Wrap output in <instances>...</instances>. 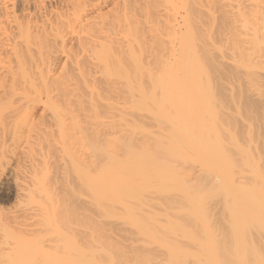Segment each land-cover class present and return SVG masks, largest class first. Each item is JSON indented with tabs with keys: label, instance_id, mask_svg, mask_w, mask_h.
I'll return each mask as SVG.
<instances>
[{
	"label": "rangeland",
	"instance_id": "374dc122",
	"mask_svg": "<svg viewBox=\"0 0 264 264\" xmlns=\"http://www.w3.org/2000/svg\"><path fill=\"white\" fill-rule=\"evenodd\" d=\"M214 3L165 51L146 33L129 78L95 66L98 92L62 97L57 54L48 97L1 75L0 264H264V31L241 41Z\"/></svg>",
	"mask_w": 264,
	"mask_h": 264
},
{
	"label": "bare ground",
	"instance_id": "6f19581e",
	"mask_svg": "<svg viewBox=\"0 0 264 264\" xmlns=\"http://www.w3.org/2000/svg\"><path fill=\"white\" fill-rule=\"evenodd\" d=\"M15 1L16 0H0L1 85L3 82L1 79H4L6 76L9 77L7 74L11 75L10 77L12 80L20 74L26 81L20 77L18 81L22 79V83L23 81L24 83L26 82L25 84H28V87L31 88L27 87L30 92H34L38 77L40 78L38 81H41V83L40 86H37L38 89H36L47 91L45 90V88H47L45 83H47L48 80L46 78L49 76L52 78L50 73L52 74L53 68L55 67L53 66L55 65L54 62L56 60L55 56L59 55V58L64 59V61L68 60L72 62L71 65L73 66L71 68L74 67V69L71 70V73L74 71L72 73L74 77L70 74V78L67 79V75L66 78H63V81H61L60 76L58 78V74H56V79H60V82H63L64 84H61L58 81L59 85L57 82L54 84V82V85L52 84V86H59L60 88H58V91L60 92L61 90V93L66 89L64 90L65 94L68 90H71L70 93L73 91V95L77 94V97H79L78 93L83 92L80 88L84 85H87L84 86V89L86 90L82 88L84 91L89 90L90 94L98 92L99 89L97 90V86L91 84V82H94L95 78H97V69L95 66H101L102 71L106 72H104V75H114L112 77L115 79L117 78L115 76L117 74L115 73L119 72L120 74H123L125 78H129L130 70L128 67H124L125 64L123 65V58L125 57V59H129V62H138L141 60L142 53L145 50L144 47L146 46V33L153 37L150 46L153 50H158L159 53L167 49V46H169L167 44L174 46L175 43L182 41L183 36H180L182 32L193 31L194 29H201L203 27L206 28L202 19L205 15L207 17L210 16L211 20L217 17V4L214 3V0H61L62 4L60 8L52 7L51 0H23L25 6L22 13L17 12ZM221 4L224 6L223 11L224 16L227 19L226 23L232 21L229 25L234 23L236 27L233 26L234 24L232 27L235 29L239 26L238 28L240 29L235 30L238 34L239 32L241 34L242 30L243 32L244 30H250L249 32H251L255 38L262 35H257V33H259L258 29H260V26L262 28L260 30L262 32L264 31V0H221ZM255 24L260 26L257 27ZM244 27H246V29H244ZM243 32L241 34L243 36L239 34L238 38L240 36L244 38L245 34V36L249 38L247 32H245V34H243ZM249 32L248 34H250ZM252 35L251 37H253ZM242 38L241 41L243 40ZM253 39L254 38L251 40ZM257 39L258 38L254 40ZM243 44L244 43L241 44L242 47H244ZM247 44H245L246 47L244 49H247ZM248 54L251 55L252 53L248 52ZM258 54L260 53H257V55ZM243 55L245 56V58H242L244 60L248 55ZM254 56H256V54L253 55V57ZM156 57H158V54H156ZM259 57L260 59L262 58V56ZM88 61H92L94 67L91 64L89 65L90 62L87 63ZM68 63L70 64V62ZM14 68L16 70H14ZM13 71H17L15 77L12 76L15 75L13 74ZM5 72L7 73L5 74ZM108 75H106V77ZM31 76H35L36 78H31ZM112 77H108V79L110 80ZM32 79H34V81ZM42 79L43 81L46 80L45 83ZM78 81H80V85L78 84ZM12 83L15 84L14 80ZM77 85L78 88L81 86L79 88L81 92H79L80 90L77 88ZM41 86H43V89ZM12 87L13 84L11 85V88H9L12 89ZM49 87L47 89H49ZM9 88H7V90ZM55 89L57 88L55 87ZM77 89L79 91H77ZM9 91L11 90H8V92ZM12 91L9 92V95L13 94ZM29 91L25 92L31 94V98L37 97H33L34 93V95H37L36 91L33 94ZM39 91H37V98L41 96L39 95L41 91ZM50 91L48 90L43 93L48 97L47 93L49 92L48 94H50ZM3 92L5 93V90ZM43 93L41 92L42 95ZM65 94H63L62 97L65 96ZM96 95L98 96L99 94ZM23 97H25V94ZM70 105L72 106V104ZM55 106L58 110H56V112L53 110L54 113H57L58 111L60 115L63 111L65 112L69 109V103L67 109L62 107V109H64L63 111L59 110L61 109V105ZM65 106H67V103ZM70 110L71 109H69V111ZM66 113L68 114V112ZM59 114L55 115L60 116ZM56 119L58 120L57 123H59L61 116L55 118V121H57ZM61 120L60 129L64 127L62 124H65L64 119L62 120L63 123ZM71 122L75 121L72 120ZM75 125L77 127V124ZM57 126L59 127V125ZM64 129H62V132H65ZM79 129L78 131H81V128ZM58 131L60 132L59 129ZM64 134L65 133H62L60 136ZM65 135L64 137L66 140L67 138ZM77 138L80 140L82 137ZM67 141L64 142L63 140L64 143H67ZM76 157L80 160L79 156ZM27 231H29V229ZM29 233L31 234V232ZM1 247L2 246H0V249ZM11 247L12 246H10V248ZM6 248L7 247H5V249ZM8 248L6 251H8ZM5 249L3 250L4 252H6ZM0 256L3 258L4 254H0Z\"/></svg>",
	"mask_w": 264,
	"mask_h": 264
}]
</instances>
